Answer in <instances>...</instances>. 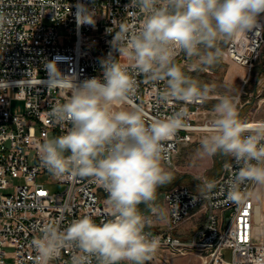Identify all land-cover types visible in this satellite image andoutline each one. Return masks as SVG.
Returning <instances> with one entry per match:
<instances>
[{
	"label": "built area",
	"instance_id": "built-area-1",
	"mask_svg": "<svg viewBox=\"0 0 264 264\" xmlns=\"http://www.w3.org/2000/svg\"><path fill=\"white\" fill-rule=\"evenodd\" d=\"M78 4L84 5L81 12H88L80 21ZM0 14L12 21L0 32V264H34L37 253L33 241L42 235V229L54 226L64 232L84 216L98 224L112 218L108 193L95 178L54 176L38 155L40 144L66 134L71 127L67 122H56L49 113L67 100L74 85L100 76L101 60L111 52L109 59L119 61L137 82L135 93L118 104V109L139 106L148 126L154 118L165 119L184 108L186 126L163 142L167 168L173 167L183 145L209 128L207 122H199L208 97L164 101L160 93L166 81H147L133 61L119 54L122 43L113 37L122 30L131 36L142 19L131 0H0ZM89 18L94 23L84 22ZM263 44L264 25L259 20L252 31L228 40L222 57L250 74ZM189 59L182 52L176 56L178 66L197 70L198 59ZM13 101L23 102L22 112H12ZM240 166L229 156L212 181L215 186L210 193L188 186L163 193L169 230L152 232L147 228L150 220L144 228L149 239L158 240L155 253L196 256L202 264H264V212L253 199L258 184H241L245 199L240 202L227 195ZM40 179H53L62 190L51 192ZM15 180L20 183L15 184ZM194 211L205 214L201 227L188 240L172 235L171 231ZM149 214L155 212L149 210ZM227 252L230 260L225 259ZM84 257L73 244L61 249L50 264H99L95 256Z\"/></svg>",
	"mask_w": 264,
	"mask_h": 264
},
{
	"label": "clouds",
	"instance_id": "clouds-1",
	"mask_svg": "<svg viewBox=\"0 0 264 264\" xmlns=\"http://www.w3.org/2000/svg\"><path fill=\"white\" fill-rule=\"evenodd\" d=\"M142 19L131 36L122 30L114 40L122 46L120 55L134 62V68L147 81H166L160 93L164 101H186L208 97L214 86L200 85L176 62L178 53L196 57L199 64L213 66L223 52L221 42L252 31L264 15V0H131ZM78 19L88 12H81ZM80 21V19H79ZM84 22L94 23V19ZM12 21L0 14V32ZM112 46V41H111ZM113 50V46H112ZM101 60L98 77L74 85L67 100L49 113L58 123H69L66 134L46 139L39 145L41 163L54 176L65 174L93 177L108 193L112 218L96 223L90 216L73 221L66 231L54 226L42 229L33 241L37 255L34 264H50L61 249L75 244L84 258L95 256L99 264H145L158 248V240L144 232L148 219L139 210L145 204L155 212L157 190L174 177L166 170L164 141L184 128V108L165 119L154 118L146 126L143 109L116 106L135 93L137 82L119 61ZM207 155L233 157L241 166L232 178L228 198L245 199L240 185L264 184V125L251 128L239 116L234 98L219 97L208 134L201 140ZM70 153L65 155V153ZM212 181L202 192H211ZM164 218L163 211L158 215ZM75 264V262H74Z\"/></svg>",
	"mask_w": 264,
	"mask_h": 264
},
{
	"label": "rangeland",
	"instance_id": "rangeland-1",
	"mask_svg": "<svg viewBox=\"0 0 264 264\" xmlns=\"http://www.w3.org/2000/svg\"><path fill=\"white\" fill-rule=\"evenodd\" d=\"M259 20L264 25V15L259 17ZM227 43L228 41L220 43L222 52ZM189 60L194 61L196 57H192ZM181 68L185 75L196 80L198 84H208L215 88V91L208 96L202 113L203 117L206 118L201 123L207 122L208 125L211 124L214 118V106L219 102V97L227 95L234 98L239 116L245 123L249 124V126L264 125V44L260 59L250 74L238 64L230 60H224L222 56L217 63L210 67H205L198 63L195 71H189L184 67ZM23 106V102L13 101L11 110L12 112L20 113L23 111ZM208 131L209 128L206 131L196 133L192 141L183 145L175 155L173 167H165L174 179L170 184L157 190V198L154 202L155 212L157 210L159 212L162 211L163 193L166 190L176 186H188L196 192L202 191L203 184L206 181H214L222 171L223 165L228 161L229 156L222 154L207 155L201 150V140L208 134ZM40 181L45 182L46 188L51 192L62 190V186L54 183L53 179H40ZM14 183L19 184L20 182L15 180ZM262 211L264 212V203ZM145 217L151 222L149 214ZM147 227L149 226L147 225ZM178 257L180 256H171L168 252L154 253L145 264H159L154 262L156 260H161L163 264H166L165 258H169L170 261L172 258ZM225 259L230 260L229 252L225 254ZM174 264L202 263L199 259L194 260L190 256H185Z\"/></svg>",
	"mask_w": 264,
	"mask_h": 264
},
{
	"label": "crops",
	"instance_id": "crops-1",
	"mask_svg": "<svg viewBox=\"0 0 264 264\" xmlns=\"http://www.w3.org/2000/svg\"><path fill=\"white\" fill-rule=\"evenodd\" d=\"M211 117H212V115H211ZM205 118L206 117H203V115H202L199 119V122L201 123V121ZM253 199L259 205L260 209L262 210L263 203H264V184H258L257 185V187L253 193ZM138 207H139V210L142 212V214L143 213L149 214L148 207L145 204H140ZM162 211L164 214L163 219L158 218V215L160 213L158 210H157V212H155L154 215L149 214V216H151V225H149V227H147V228L149 230H151L152 232H163V231L169 230L168 219H167V207H166V204L164 203V200H162ZM204 219H205V214L203 212L194 211L192 213L191 217L189 219H187L183 224H181L177 228L173 229L171 231V234L176 236V237H179L181 239L188 240L201 227V225L204 222ZM190 257L193 258L194 260L198 259V257H196V256H190ZM180 258L181 257L172 258L166 264H169V263L174 264ZM154 262L159 263V264H163V262L161 260H156ZM123 264H127V262H124Z\"/></svg>",
	"mask_w": 264,
	"mask_h": 264
},
{
	"label": "bare ground",
	"instance_id": "bare-ground-1",
	"mask_svg": "<svg viewBox=\"0 0 264 264\" xmlns=\"http://www.w3.org/2000/svg\"><path fill=\"white\" fill-rule=\"evenodd\" d=\"M208 130V129H207Z\"/></svg>",
	"mask_w": 264,
	"mask_h": 264
}]
</instances>
